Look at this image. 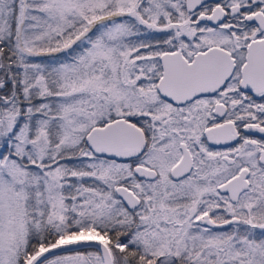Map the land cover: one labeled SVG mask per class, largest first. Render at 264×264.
I'll list each match as a JSON object with an SVG mask.
<instances>
[{
	"label": "snow or ice",
	"instance_id": "6c2138e0",
	"mask_svg": "<svg viewBox=\"0 0 264 264\" xmlns=\"http://www.w3.org/2000/svg\"><path fill=\"white\" fill-rule=\"evenodd\" d=\"M0 264H264V0H0Z\"/></svg>",
	"mask_w": 264,
	"mask_h": 264
},
{
	"label": "rangeland",
	"instance_id": "374dc122",
	"mask_svg": "<svg viewBox=\"0 0 264 264\" xmlns=\"http://www.w3.org/2000/svg\"><path fill=\"white\" fill-rule=\"evenodd\" d=\"M93 32H95V29H93ZM80 42H77V44L79 45ZM76 44V45H77ZM75 46V45H74ZM77 46L73 47L74 49H76ZM68 51V50H66ZM62 52L60 54H50L48 56H44V58H41V57H36L34 58L37 62H41V63H44V64H50V63H53L56 59H60V60H65V59H68L69 58V53L70 52ZM70 51V50H69ZM42 59V60H40ZM259 234V233H258Z\"/></svg>",
	"mask_w": 264,
	"mask_h": 264
},
{
	"label": "flooded vegetation",
	"instance_id": "af4514ba",
	"mask_svg": "<svg viewBox=\"0 0 264 264\" xmlns=\"http://www.w3.org/2000/svg\"><path fill=\"white\" fill-rule=\"evenodd\" d=\"M89 35H91V33H89ZM79 42V41H78ZM75 46H77L78 47V44L77 45H75ZM74 45H73V47H75ZM76 47V48H77ZM71 51V50H70ZM69 50L68 51H66V52H70ZM53 54H60V53H53ZM223 230H227V226H226V228L225 229H223ZM257 233H259V230H257Z\"/></svg>",
	"mask_w": 264,
	"mask_h": 264
},
{
	"label": "trees",
	"instance_id": "16d2710c",
	"mask_svg": "<svg viewBox=\"0 0 264 264\" xmlns=\"http://www.w3.org/2000/svg\"><path fill=\"white\" fill-rule=\"evenodd\" d=\"M41 58H44V56H43V57H41ZM40 60H42V59H40Z\"/></svg>",
	"mask_w": 264,
	"mask_h": 264
}]
</instances>
